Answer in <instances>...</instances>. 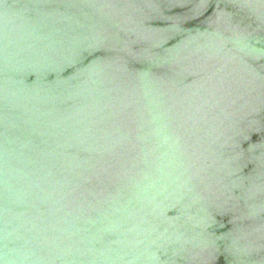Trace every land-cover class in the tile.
<instances>
[{"label":"water","instance_id":"obj_1","mask_svg":"<svg viewBox=\"0 0 264 264\" xmlns=\"http://www.w3.org/2000/svg\"><path fill=\"white\" fill-rule=\"evenodd\" d=\"M0 264H264V0H0Z\"/></svg>","mask_w":264,"mask_h":264}]
</instances>
